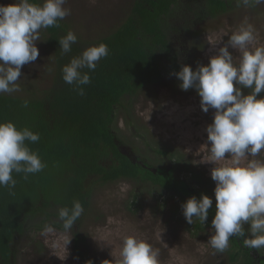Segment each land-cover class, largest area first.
Returning <instances> with one entry per match:
<instances>
[{
    "label": "trees",
    "instance_id": "trees-1",
    "mask_svg": "<svg viewBox=\"0 0 264 264\" xmlns=\"http://www.w3.org/2000/svg\"><path fill=\"white\" fill-rule=\"evenodd\" d=\"M237 6L236 0H133L129 14L118 27L93 39L76 34L77 42L67 54L62 53L59 39L71 30L69 24L63 19L59 27L44 29L50 51L49 83L39 87L38 92L31 89V96L0 94V122L12 121L18 128L38 133L37 142L26 143L46 165L27 178L24 173L13 172L15 186H0V264H15L20 238L28 233L46 225L64 230L58 209L72 207L74 201L81 202L85 210L73 227L75 251L82 264H93L80 248L85 236L75 228L84 220L98 183L147 180L160 193H168L169 198L183 203L193 195L199 198L212 193L204 186L207 178L203 175L193 173L192 180L182 175L193 168L188 161L180 166L182 155L170 147L154 149L168 158L163 167L155 166L157 173L143 165L150 163L136 147L129 148V152L131 149L136 153V160L123 153V147L128 146L119 134L117 121L121 116L135 136L145 139L131 113L133 100L147 87L159 83L180 88L174 73L183 65L195 70L203 64L198 58L202 25ZM100 43L108 46L109 55L98 62L94 71L83 70L89 72L91 83L83 86L84 95H79L74 85L63 81L62 68L88 47ZM248 91L243 89L244 94ZM188 92L198 95L194 88ZM263 94L264 91L259 95ZM148 98L153 99L150 95ZM167 201L168 198L159 204L165 206ZM175 206L176 214L179 203ZM128 208L133 212L139 209L137 194ZM215 211L213 204L205 224L198 219L188 224L191 233L202 236ZM225 251L234 264H264L254 255L258 250L245 247L242 238L231 237Z\"/></svg>",
    "mask_w": 264,
    "mask_h": 264
},
{
    "label": "clouds",
    "instance_id": "clouds-1",
    "mask_svg": "<svg viewBox=\"0 0 264 264\" xmlns=\"http://www.w3.org/2000/svg\"><path fill=\"white\" fill-rule=\"evenodd\" d=\"M244 6L264 4V0H236ZM67 0H14L0 4V94L20 91L17 83L22 66L37 60L40 55L37 41L41 29L59 27V21L71 13ZM77 35L69 30L59 39L62 53L71 52ZM211 43V42H210ZM213 48L216 44L211 43ZM236 50L234 56L229 49ZM109 55L104 43L85 49L62 68V79L74 85L79 95L91 83L88 69L94 71L98 62ZM174 75L182 90L194 88L201 97V108L214 110L208 124L209 155L201 162L213 163L211 178L216 211L211 221L213 234L208 243L217 252L229 247L231 237L242 238L249 249H264V160L256 159L264 152V46L256 45V30L250 23H242L227 43L219 47L209 63L195 70L183 65ZM243 89H249L244 94ZM25 101V106H27ZM38 133L27 127L18 128L12 121L0 122V186L14 187L13 172L35 174L46 166L38 153L27 142H37ZM226 153L229 154L226 156ZM251 157L252 159H248ZM224 162V163H221ZM213 199L208 194L191 196L183 204V215L188 224L193 218L207 221ZM84 207L74 201L72 207H60L58 218L64 231L70 232L84 214ZM245 225H248L247 230ZM45 226L43 234L52 232ZM69 240L64 241L67 248ZM158 250L136 236H125L115 264H159Z\"/></svg>",
    "mask_w": 264,
    "mask_h": 264
},
{
    "label": "rangeland",
    "instance_id": "rangeland-1",
    "mask_svg": "<svg viewBox=\"0 0 264 264\" xmlns=\"http://www.w3.org/2000/svg\"><path fill=\"white\" fill-rule=\"evenodd\" d=\"M133 0H67L66 8L71 9L64 21L75 34L98 38L118 27L129 14ZM14 0H0V4H10ZM43 0H40V3ZM250 23L256 30V45L264 46V4L237 6L224 14L209 19L202 25L199 37L202 47L198 58L203 64L209 63L212 55L242 23ZM45 30L39 32L37 47L40 55L37 60L22 66L21 77L17 82L20 91L12 95L31 96L48 84L50 51L45 40ZM216 44L213 48L212 44ZM234 56L239 53L229 49ZM35 83L38 85L36 86ZM171 83H159L147 87L133 100L131 113L146 138L135 136L120 116L119 133L128 147H136L153 167L164 165L167 160L155 152V148L170 147L180 153V166L188 161L193 170L182 172L192 180L193 173L207 178L204 185L212 193L209 196L216 206L214 189L216 182L211 178L213 163L201 162L209 155L206 128L214 119V110L205 113L201 108V97L195 93L173 88ZM153 97L149 99L148 96ZM264 96V94H263ZM152 147H150V146ZM229 154L226 153V156ZM248 159H252L249 157ZM256 159L264 160V152ZM165 160V161H163ZM174 163V160L172 161ZM224 163V162H221ZM172 166V164H171ZM203 188V186H200ZM137 194L139 209L128 208L129 202ZM168 201L165 206L159 203ZM177 198H169L168 193H160L150 181L118 179L96 184L90 208L84 220L76 225L75 231L85 236L80 248L88 253L93 264H115L125 236L133 235L150 242L158 250L159 264H234L227 254L217 252L208 240L213 234L211 225L202 236L193 235L183 215L180 200L175 214ZM197 218H193V221ZM53 231L47 235L43 229L30 232L20 238L15 264H82L75 251V236L70 232L50 226ZM70 242L67 248L64 241ZM260 252L264 255V249Z\"/></svg>",
    "mask_w": 264,
    "mask_h": 264
},
{
    "label": "flooded vegetation",
    "instance_id": "flooded-vegetation-1",
    "mask_svg": "<svg viewBox=\"0 0 264 264\" xmlns=\"http://www.w3.org/2000/svg\"><path fill=\"white\" fill-rule=\"evenodd\" d=\"M124 148H125V149H124ZM129 148H130V147H126V146L123 147L124 150H126V149L128 150V151L126 150L127 152H129ZM131 149H132V148H131ZM131 149H130V152H129V153H130V155L132 156V158H134V159L136 160V153H135V152H132ZM133 151H134V150H133ZM164 159L168 160V158H167L166 156L164 157ZM163 161H165V160H163ZM170 165H171V164H170ZM163 166H164V165L158 166V168H159V167H163ZM149 167H152V166L149 164L148 167H147V169H148ZM148 170H149V169H148ZM155 173H157V171H156ZM253 251H257V250H254V249H253ZM254 255H255L256 257H258V259H261V260L263 261V263H264V255H263L261 252L257 251ZM259 264H261V261H259Z\"/></svg>",
    "mask_w": 264,
    "mask_h": 264
},
{
    "label": "water",
    "instance_id": "water-1",
    "mask_svg": "<svg viewBox=\"0 0 264 264\" xmlns=\"http://www.w3.org/2000/svg\"><path fill=\"white\" fill-rule=\"evenodd\" d=\"M123 153L127 154L128 156H131L126 150H122ZM145 167H147L148 165L146 163L143 164ZM158 168L155 167H149V170L156 172Z\"/></svg>",
    "mask_w": 264,
    "mask_h": 264
}]
</instances>
